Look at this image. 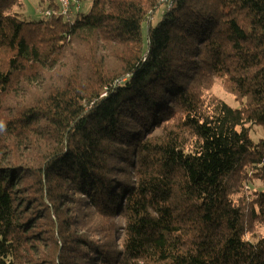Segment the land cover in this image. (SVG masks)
<instances>
[{
    "label": "trees",
    "instance_id": "trees-1",
    "mask_svg": "<svg viewBox=\"0 0 264 264\" xmlns=\"http://www.w3.org/2000/svg\"><path fill=\"white\" fill-rule=\"evenodd\" d=\"M170 2L0 0V264H264V0Z\"/></svg>",
    "mask_w": 264,
    "mask_h": 264
},
{
    "label": "rangeland",
    "instance_id": "rangeland-1",
    "mask_svg": "<svg viewBox=\"0 0 264 264\" xmlns=\"http://www.w3.org/2000/svg\"><path fill=\"white\" fill-rule=\"evenodd\" d=\"M93 1L94 0H76V3H73L71 6L72 17L75 15L76 9H79L80 11L79 18H81L83 15H86L90 10ZM46 8L47 5H41L40 0H22V6L16 11L19 12V15L22 18L25 19L29 17L28 20L35 21L43 18V12L46 11ZM156 19L157 16L155 15L153 21ZM212 91L219 99L224 101L230 107H238V104L235 102L233 96L225 92L220 84H215L212 88ZM250 128V135L254 142H258L264 138V131L262 128L255 125H251ZM251 189L252 191L264 190V185L259 182H254L251 186Z\"/></svg>",
    "mask_w": 264,
    "mask_h": 264
},
{
    "label": "built area",
    "instance_id": "built-area-1",
    "mask_svg": "<svg viewBox=\"0 0 264 264\" xmlns=\"http://www.w3.org/2000/svg\"><path fill=\"white\" fill-rule=\"evenodd\" d=\"M171 0H161L163 2V5L169 8L171 6ZM56 3L58 5L57 11H51L46 10L44 12V15L46 17H52V16H63L66 19L72 18V10L71 6L73 3H76V0H56Z\"/></svg>",
    "mask_w": 264,
    "mask_h": 264
}]
</instances>
